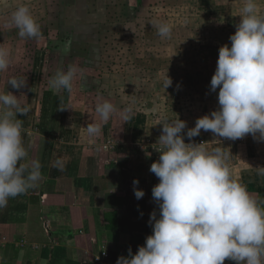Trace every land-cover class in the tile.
Instances as JSON below:
<instances>
[{"label": "crops", "instance_id": "crops-1", "mask_svg": "<svg viewBox=\"0 0 264 264\" xmlns=\"http://www.w3.org/2000/svg\"><path fill=\"white\" fill-rule=\"evenodd\" d=\"M112 2L0 0V43L11 53L8 70L0 73V92L12 89V93L30 107L29 120L33 123L22 120L20 114L18 118L23 122L22 138L29 159L39 160L43 176L36 188L9 198L7 206L0 208V264H116L121 255L128 256L129 248L135 254L152 234L150 214L156 211L159 217V206L152 198V188L159 181L150 166L159 158L154 147L162 134L160 121L178 117L186 122L183 130L186 133L188 128L195 126L198 117L218 107L219 89L213 92L210 88L217 65L215 60L220 46H231L229 37L240 22L238 13L243 0H207L204 3L210 12L201 19L206 30V50L212 52V57L205 68L208 88L201 99L181 96L178 85L183 84L173 77L172 85L164 89L166 73L180 71L167 66L165 58H160L159 41L164 39L152 31L151 40L156 37L159 48L152 46L148 66L141 63L143 51L134 54V49H124L125 56L132 59L136 55L134 61L138 66L133 65L132 60L119 66L114 56L105 52L100 42L101 34L83 35V27L95 23L90 12L85 15L84 10L112 9L115 8ZM257 3L264 13V0H257ZM21 4L30 8L40 26L61 28L59 37L53 40L60 42V50L54 49L47 62L39 67L36 51L30 58L28 74L35 78L44 73L41 77L46 81L42 84L28 80L24 86L30 88L26 96L20 94L21 88L7 84L9 78L17 77L20 72L18 68L25 59L26 42L38 40L20 38L19 30L11 25V15ZM68 8L82 10L81 19L58 15ZM59 9L62 12H58ZM224 17L237 22L231 24ZM79 24L81 28L75 29ZM143 35L137 39L145 40ZM47 36L52 37V32ZM69 36L72 37L70 43L66 38ZM19 44L23 49L17 53ZM72 64L84 70L83 76L74 80L72 92L50 90L49 79L58 69L66 71ZM101 98L110 100L117 109L131 105L133 115L128 122H123L114 114L102 126L95 143L88 144L81 129L94 118L98 120L94 106ZM202 105L206 106L204 111ZM184 139L186 143L205 142L209 149L219 144L214 139H220L224 150L231 152L228 162L235 176L251 194L264 198V177L257 174V167L264 166V141L250 134L233 141L214 137L204 130L191 140L186 135ZM57 159L64 161L62 171L54 166ZM134 179L139 181L135 187L145 193L140 199L134 194ZM102 246H106L109 255L98 263L96 257ZM224 264L236 262L226 259Z\"/></svg>", "mask_w": 264, "mask_h": 264}, {"label": "clouds", "instance_id": "clouds-1", "mask_svg": "<svg viewBox=\"0 0 264 264\" xmlns=\"http://www.w3.org/2000/svg\"><path fill=\"white\" fill-rule=\"evenodd\" d=\"M238 15L240 22L230 35L231 46L224 44L218 51L211 91H218V107L198 117L195 126L188 128L184 120L165 118L160 121L162 134L155 150L159 158L150 166L158 178L152 188V198L159 206L150 214L152 234L128 256L121 255L116 264H264V198L251 194L235 176L229 159L231 152L219 144L209 149L205 142L191 140L201 130L214 137L237 140L251 135L264 141V13L257 0H243ZM157 35L170 39L172 26L152 20ZM11 25L23 39H39L41 26L30 8L19 5L11 15ZM67 51V49H65ZM11 63L10 49L0 43V73ZM78 65L67 70L58 69L48 81L50 90L72 92L74 80L83 76ZM7 84L20 89L27 84L26 77H11ZM172 85L167 75L163 87ZM30 108L12 92H0V208L9 198L36 188L43 176L37 159H29L22 138L23 122L18 114L27 115ZM96 118L82 127V136L94 144L113 115L128 122L133 115L131 105L117 109L108 99H98L94 106ZM54 166L61 171L64 161L57 159ZM264 177V166L257 167ZM137 199L144 190L135 187Z\"/></svg>", "mask_w": 264, "mask_h": 264}, {"label": "rangeland", "instance_id": "rangeland-1", "mask_svg": "<svg viewBox=\"0 0 264 264\" xmlns=\"http://www.w3.org/2000/svg\"><path fill=\"white\" fill-rule=\"evenodd\" d=\"M205 1L207 0H113L111 5H115V8L84 10L85 15L90 12L92 20L95 23L92 22L90 25H85L81 32L83 35L101 34L102 40L100 42L104 46L105 52L112 54L114 59L117 60L115 64L120 66L125 62L130 63L131 60L134 61L136 55L135 58L131 59L129 56H125L126 52L124 51V49H134V54L138 51H143L142 54L144 57L141 58V63L148 66L150 60L148 54L152 46L159 48L156 37L151 40L152 36H150V31L157 35V30L150 22L152 20H159L169 23L172 26V35L170 39L159 41V49L162 50L160 51V58H165L164 62L169 64L167 66L175 68V70L179 68L180 73L175 71V73H168V76L171 79L173 77L176 81L182 82L183 86L178 85L182 90L181 96L189 99L190 96L201 99V97H204L205 91L208 88L207 81L209 79H206L205 68L210 65L212 57L210 54L212 52L206 50V30L203 19H201L205 16V13L210 12L209 8L204 7ZM190 3H192L191 6ZM226 11L228 10L225 9ZM58 12H62V10L59 9ZM82 12V10L68 8L65 9L64 13H59L58 15L65 18L70 15L72 19L76 20L81 19ZM228 12H231V9ZM224 19L229 20L231 24L237 22V20L227 19V17H224ZM197 21L201 22L196 24ZM79 28H81L80 24L75 29L79 30ZM60 30V26L50 28V26L41 25V37L35 42H26L25 59L20 63V68L15 65L20 71L18 75L16 74L17 78L26 77L27 81L30 80L42 84L46 81L44 76L41 77V74L44 73L36 75L35 78H31V75L28 74L30 58L36 51L37 66L44 65L51 57L54 49L60 50V42L53 41L59 37ZM50 32H52V37L47 36ZM142 35L145 40L137 39L138 36ZM124 36H131L133 38H126ZM113 37L114 39H112ZM66 38L70 43L72 37L69 36ZM82 39H85V36ZM162 41H165V43ZM12 48L14 47L12 46ZM19 48L17 53L23 49L20 44ZM114 49L116 50L112 53ZM162 53H165L164 56ZM134 64L138 66L136 61L133 62ZM188 75L191 78H188ZM187 81L188 83H186ZM28 89L30 88L22 87L19 92L21 95L24 93L23 95L26 96L29 95L27 93L29 91ZM9 91L12 92L13 90L11 89ZM202 106H204L202 107V111H204L206 106ZM20 117L22 120L28 121L30 119V113L28 112L27 115H21ZM30 123L33 122L30 121Z\"/></svg>", "mask_w": 264, "mask_h": 264}, {"label": "built area", "instance_id": "built-area-1", "mask_svg": "<svg viewBox=\"0 0 264 264\" xmlns=\"http://www.w3.org/2000/svg\"><path fill=\"white\" fill-rule=\"evenodd\" d=\"M101 249H102L101 253L96 257V261L98 263H102L103 260L105 258H108V255H109L106 246H102Z\"/></svg>", "mask_w": 264, "mask_h": 264}]
</instances>
